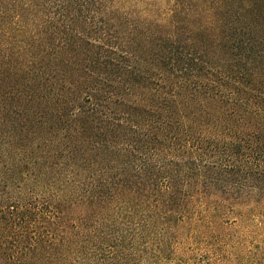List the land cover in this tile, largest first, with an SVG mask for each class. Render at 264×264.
Masks as SVG:
<instances>
[{
    "label": "trees",
    "instance_id": "16d2710c",
    "mask_svg": "<svg viewBox=\"0 0 264 264\" xmlns=\"http://www.w3.org/2000/svg\"><path fill=\"white\" fill-rule=\"evenodd\" d=\"M11 1L29 42L0 49V264L113 255L132 204L181 222L195 188L264 228V0L149 21L124 0Z\"/></svg>",
    "mask_w": 264,
    "mask_h": 264
},
{
    "label": "rangeland",
    "instance_id": "374dc122",
    "mask_svg": "<svg viewBox=\"0 0 264 264\" xmlns=\"http://www.w3.org/2000/svg\"><path fill=\"white\" fill-rule=\"evenodd\" d=\"M0 4V49H7L6 53L12 54L14 43L19 41V45L24 46L29 40L15 30L19 28L16 23L21 18L19 10H8L12 1L0 0ZM188 4V0H141L140 3L124 0V8L118 6L116 12H128L141 21L159 20L169 17L175 10H183ZM135 7L138 12L140 7L142 9L137 13ZM6 13L7 16L2 19ZM28 137L36 136L30 132ZM6 156L2 159L6 160ZM202 192V189L196 188L191 192L194 204L181 222L162 218L163 211L159 219L151 217L153 211L145 204L135 202L129 215L119 217L110 226L109 244L113 255L96 254L95 257L85 258L84 264H264V228L254 222L243 221L239 212L244 211L234 203L233 212L226 208L216 210L219 201L221 204L231 203L229 196L217 188L205 194ZM161 243L167 245V251L162 256L158 254ZM56 255L74 257L76 253ZM59 264H65L64 259Z\"/></svg>",
    "mask_w": 264,
    "mask_h": 264
}]
</instances>
